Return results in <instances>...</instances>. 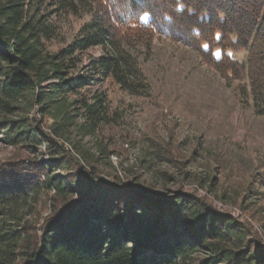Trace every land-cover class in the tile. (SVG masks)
Returning a JSON list of instances; mask_svg holds the SVG:
<instances>
[{"label":"trees","instance_id":"obj_1","mask_svg":"<svg viewBox=\"0 0 264 264\" xmlns=\"http://www.w3.org/2000/svg\"><path fill=\"white\" fill-rule=\"evenodd\" d=\"M51 1L55 12L78 11L77 0ZM92 2L80 35L51 50L57 29L46 0H0V142L14 152L0 173V264H264V239L251 223L206 197L106 180L57 139L71 108L90 133L110 120L107 96L85 94L97 76L77 73L82 54L105 48L95 74L151 96L124 47L156 35L197 50L225 80L247 81L264 116V0ZM241 48L243 61L233 56ZM36 110L40 120L31 116ZM162 147L154 149L170 163ZM263 186L264 164L240 185L244 199L257 202Z\"/></svg>","mask_w":264,"mask_h":264},{"label":"rangeland","instance_id":"obj_2","mask_svg":"<svg viewBox=\"0 0 264 264\" xmlns=\"http://www.w3.org/2000/svg\"><path fill=\"white\" fill-rule=\"evenodd\" d=\"M77 1L72 14L55 12L46 0L48 19L57 29L51 50L73 42L92 20L96 5ZM124 48L140 66L151 96L130 95L95 74L94 61L107 50L91 48L82 54L77 73L97 76L85 94L107 96L110 120L90 133L87 121L71 108L72 118L57 124V139L86 156L106 180L135 182L154 194L206 197L217 210L251 223L264 239V213L257 211L264 202L246 201L240 187L264 164V116L254 111L248 82L225 80L197 50L163 35ZM246 54L241 48L233 56L243 61ZM31 116L40 120L37 110ZM153 145L163 146L172 161L165 162ZM13 154L0 142V173L7 172L1 167Z\"/></svg>","mask_w":264,"mask_h":264}]
</instances>
